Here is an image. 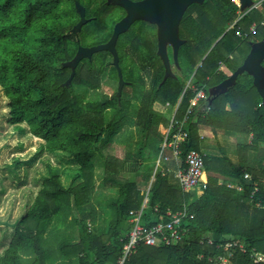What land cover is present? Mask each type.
Wrapping results in <instances>:
<instances>
[{
    "label": "trees",
    "instance_id": "16d2710c",
    "mask_svg": "<svg viewBox=\"0 0 264 264\" xmlns=\"http://www.w3.org/2000/svg\"><path fill=\"white\" fill-rule=\"evenodd\" d=\"M78 1L87 15H94L86 23H95L96 31L103 33L99 38H107L117 19L112 11L116 5ZM238 9L234 0H203L190 5L180 22L185 42L177 51L179 72L165 79L164 66L151 39L143 35L149 27L131 25L129 30L134 29L124 53L129 58V78L120 97L116 92L110 96L94 92L88 97V89L99 87L105 58L97 66L92 57L79 70L76 80L84 85L83 95L74 92L77 67L69 85H63L71 69L62 62L74 56L78 43V34L71 31L78 17L74 0H0V86L9 99L10 121L25 122L31 134L42 139L39 151L65 152L76 163L68 184L49 166L31 204L14 222L0 264H116L130 229L129 219L139 209L144 223L166 219L167 209H186L181 224L185 232L171 244L137 246L124 264H264L261 97L247 72L239 74L222 93L208 96L207 88L242 62L250 48L248 44L245 49V43L264 35L261 26L255 32L248 29L261 13L253 10L237 18ZM106 14L109 24L104 20ZM141 45L146 50H138ZM109 75L113 77L114 73L109 71ZM186 78L190 79L188 84ZM128 85L139 99L136 124L148 152L129 151L123 158L111 153L100 156L96 149L103 133L129 106L124 96ZM201 87L207 98L199 99L186 122L188 137L180 144L181 165L189 148L203 150L199 124L251 138L236 144V160L224 152L219 155L203 150L207 186L195 193L173 182L175 176L159 164L154 170L151 157L160 153L163 140L158 127L168 125L170 114L155 110L153 105L159 102L173 108L178 103L175 118H182L189 99ZM126 137L131 141V132L124 140ZM250 151L255 154L254 164L249 162ZM130 152L136 155L131 162ZM97 169L101 173L96 186ZM123 171L134 172V180L122 176ZM227 183L241 184L242 188ZM254 183L258 189L250 199ZM256 201L260 203L256 205ZM232 240L242 246L225 249V243Z\"/></svg>",
    "mask_w": 264,
    "mask_h": 264
},
{
    "label": "rangeland",
    "instance_id": "374dc122",
    "mask_svg": "<svg viewBox=\"0 0 264 264\" xmlns=\"http://www.w3.org/2000/svg\"><path fill=\"white\" fill-rule=\"evenodd\" d=\"M112 11L115 14L120 13L119 8L117 7L112 8ZM109 17L110 16H107L106 14L104 18L108 24L110 22ZM134 25L136 27V23ZM95 28L96 25L93 22L84 23L78 33L79 42L82 44H89L97 38L102 37L103 33L101 31H96ZM132 29H134V26L131 30L128 29L122 32L117 40L120 66L122 70L121 73L125 80L129 78L126 69L129 62L127 63L123 48L128 43L129 35L133 32ZM251 42L245 43L244 48L247 49L248 44L250 45ZM92 57L95 62L94 65L96 64L97 66L99 65L98 63H103L102 61L104 58L106 62L110 60V55L106 52H94ZM200 62L201 61L199 60L195 65L194 70ZM84 67L83 62L77 66V75L73 82L74 92H77L78 94H82L84 91V85L76 80L79 77V74H81L79 70ZM177 67L178 65L173 64L172 71L179 72ZM104 68V73L100 77L99 87L95 90L88 89L85 94L86 96L92 97L95 95L94 92L110 96L116 92L118 80L115 78L113 67L109 66L107 63L104 65ZM221 68H223L225 72H229L223 64L221 65ZM109 71L112 74L114 73L113 77L109 75ZM184 77H186V75H184ZM187 78L186 82L188 80ZM209 87L210 86L207 88ZM134 94L135 93L132 92L130 85L124 88V96L130 101L129 106L115 119L117 123H113V125L108 127L103 133L104 137L102 136L96 149L100 156L111 153L123 158L126 154H129V151L135 153L137 150L141 149L144 153L148 152V149L144 148L145 144H142V135L138 131L136 124V110L139 99ZM124 96H122V99H124ZM8 102L9 99L6 97L4 90L0 86V254L13 233L14 222L31 204L36 192L41 186L43 176L49 172V166L59 172L61 180L65 184L69 183L71 174L73 173L72 170L76 166V163L68 154H54L47 151H39L42 139L32 135L25 122L16 124L10 121ZM226 106L228 107V105ZM166 111L171 112L172 108L166 105ZM111 112V110H108L107 114L111 116ZM162 127L163 125H159L158 130L161 131ZM223 131L221 130L219 132L221 136L218 137V135L216 136L213 133V128L207 130V135L213 138L208 139L210 141L209 145H212L216 152L218 151V146L221 145L225 147L229 153H234L235 146L239 141H249L251 138L250 135L245 137L242 134H238L236 138L228 139L224 136L227 132L224 131V133ZM129 132L132 134L131 141H129L127 137L124 140ZM227 134H232L234 137L236 136V134L232 132ZM138 140H140V142ZM132 152H130L132 155L129 157L130 162L132 158L135 159L134 157L136 156L135 154H132ZM254 156V152L250 151L248 158L249 162L252 164L255 163ZM161 159H163V156L159 155V153L157 156L156 154H152L151 160L155 161L154 168L160 164ZM149 162L150 161H148V163ZM144 165L146 166L147 163H144ZM100 173V169H97L96 186L100 178ZM141 190L145 191L144 188H141ZM258 256L261 257L260 254H258Z\"/></svg>",
    "mask_w": 264,
    "mask_h": 264
},
{
    "label": "water",
    "instance_id": "95a60500",
    "mask_svg": "<svg viewBox=\"0 0 264 264\" xmlns=\"http://www.w3.org/2000/svg\"><path fill=\"white\" fill-rule=\"evenodd\" d=\"M159 1L165 9L162 12L159 11L157 12L158 14H155L153 12V4H157ZM106 2L109 4L122 6L126 10L125 15L114 23L112 33L107 41L91 46L79 45L74 56L71 59L62 62V66H68L71 69L70 74L63 82V85H69L72 77L74 76L76 65L81 58H89L91 54L96 51L108 50L112 55V64L117 70L118 83L116 94L119 98L122 87L126 81L124 80L121 73L118 51L115 45L119 34L126 31L129 28L130 24L136 19H146L149 21H157L161 23L158 29L157 54L159 55L164 65L163 79H165L167 76L174 75L169 62L166 44L170 43L173 46L172 59L177 65L178 46L184 41V39H181L178 36V22L181 13L184 8H186V6L190 3H202L203 0H106ZM252 2L253 0H239V8L243 10L244 8L250 6ZM74 4L79 14L78 21L72 27V31L76 33L87 19L85 17L84 6L78 0H75ZM170 7L174 8L172 15L170 14ZM263 59L264 35L260 39L251 42L250 48L244 56L242 62L228 76L208 88V96L224 92L229 86L234 84L239 74L247 72L252 77L253 85L255 86L257 92L261 97V104L264 108V65L262 64Z\"/></svg>",
    "mask_w": 264,
    "mask_h": 264
},
{
    "label": "built area",
    "instance_id": "2783aa9c",
    "mask_svg": "<svg viewBox=\"0 0 264 264\" xmlns=\"http://www.w3.org/2000/svg\"><path fill=\"white\" fill-rule=\"evenodd\" d=\"M239 8V0H234ZM264 0H253L252 4L243 10L240 8L237 10V18L247 14L252 10H258L261 13V17L258 21L253 20L249 24V32H255L258 26L264 29ZM190 79L187 81V84ZM200 98H207L204 89L199 88L195 95L189 99V104L183 113L182 118H175V112L178 107L176 103L171 112L168 125L164 126L162 129L163 140L161 144L160 154L163 155L165 148L170 150V155H164V159H173L178 161V164L174 170V176L177 183L183 190H189L191 188L198 187L201 191L207 186V176L205 173L204 156L205 152L196 148H189L186 152L184 165H181L180 158V144L188 137V131L186 128V122L188 121L189 115L197 104ZM168 104V103H166ZM200 135V139H202ZM246 179L250 178L248 173L244 174ZM254 189L249 194V198H253L254 191L258 189L256 183H254ZM229 186H233L238 190H241V184H231L227 183ZM147 197L144 198V203ZM260 202L256 201L255 204L258 205ZM166 219H159L153 221L152 223H144L141 220V209L135 211V213L130 217V229L127 233L126 240L122 244L120 254L116 260V264H124L126 259L136 250L137 246L141 244L146 245H158V244H171L172 242L178 241L185 229L181 226L182 220L187 216L186 209L171 211L166 210ZM211 241V238L208 239ZM230 246H242L235 240L227 241L224 248L227 249ZM223 261L226 257H220Z\"/></svg>",
    "mask_w": 264,
    "mask_h": 264
},
{
    "label": "flooded vegetation",
    "instance_id": "af4514ba",
    "mask_svg": "<svg viewBox=\"0 0 264 264\" xmlns=\"http://www.w3.org/2000/svg\"><path fill=\"white\" fill-rule=\"evenodd\" d=\"M75 1V0H74ZM100 2H104L105 4H109V3H107L106 2V0H99ZM132 1H140V0H132ZM157 2V1H156ZM194 3H198V2H192V3H190L189 5H187L186 6V8H184V10L182 11V13H181V16H180V19H179V22H178V36L181 38V39H184V41L182 42V43H180V45L178 46V49H179V47L185 42V38L182 36V28H181V25H180V22L182 21V19L184 18V15L187 13V11H188V8H189V6L190 5H192V4H194ZM198 4H201V3H198ZM83 5V4H82ZM115 5V4H114ZM154 6H153V12L155 13V14H158L157 12H162L165 8L161 5V2L159 1L157 4H153ZM84 6V5H83ZM116 7L117 8H119V10H120V13L119 14H117V19L113 22V25H114V23L117 21V20H119L121 17H123L124 15H125V13H126V10L122 7V6H120V5H116ZM84 9H85V6H84ZM170 9V14L172 15V13H173V7H170L169 8ZM156 10V11H155ZM76 12H77V10H76ZM77 14H78V12H77ZM85 17H86V22L89 20V19H91V18H93L94 17V15H91V14H86V9H85ZM78 19H79V14H78V17H77V20H76V22L78 21ZM75 22V23H76ZM85 22V23H86ZM136 23V26L137 27H140V26H143V28L144 27H149V31H148V33L147 34H143L145 37L146 36H148L150 39H151V42H152V45H153V47L155 48V52L157 53V49H158V29H159V27H160V24L161 23H159V22H155V21H149V20H146V19H136L135 21H133L131 24H130V26H129V28L131 27V25H133V23ZM75 23L73 24V26L75 25ZM134 23V24H135ZM72 26V27H73ZM82 26H83V24H82ZM82 26H81V28H82ZM135 26V25H134ZM72 27H71V31H72ZM81 28L75 33V32H73L74 34H78L79 33V31L81 30ZM128 28V29H129ZM112 29H113V26H112ZM127 29V30H128ZM111 33H112V31H111ZM111 33H110V35H111ZM121 34V33H120ZM119 34V35H120ZM110 35L106 38H97L95 41H93V42H91V43H89V44H82V43H80L79 42V39H77V41H78V43H77V47H76V50H77V48H78V46L79 45H82V46H91V45H94V44H99V43H103V42H105V41H107L108 40V38L110 37ZM119 37V36H118ZM117 40H118V38H117ZM116 49L118 50V46H117V41H116ZM76 50H75V52H76ZM138 50H146V47L145 46H143V45H141V46H139V48H138ZM166 50H167V54H168V57H169V62H170V65H171V67H172V65L173 64H175L174 62H173V59H172V51H173V46L170 44V43H167L166 44ZM101 51H105L107 54H109L110 55V60L108 61V62H106L105 61V63H104V65H106L107 63L109 64V66H113V64H112V55H111V53L108 51V50H101ZM125 51H128L127 50V48H126V46H124V48H123V52L125 53ZM97 52V51H96ZM92 54H94V53H92ZM92 54H91V56L88 58V57H83V58H81L79 61H78V63H77V65L79 64V63H81V62H83V66H87V64H88V62H90L91 61V59H92ZM158 55V54H157ZM158 58H159V60L161 61V63L163 64V62H162V60L160 59V57H159V55H158ZM126 59H129V58H127V56H126ZM86 60V61H85ZM139 62V61H138ZM77 65H76V67H77ZM164 66V65H163ZM76 69V68H75ZM116 72H117V70H116ZM117 80H118V77H117ZM126 82H128L127 80H125Z\"/></svg>",
    "mask_w": 264,
    "mask_h": 264
},
{
    "label": "crops",
    "instance_id": "0c3cea01",
    "mask_svg": "<svg viewBox=\"0 0 264 264\" xmlns=\"http://www.w3.org/2000/svg\"><path fill=\"white\" fill-rule=\"evenodd\" d=\"M153 108L155 109V110H157V111H160V112H165V113H167V114H170V115H168V117L170 118V116H171V113H169V112H167L166 111V106L164 105V104H161V103H159V102H155L154 103V105H153ZM160 125H162V124H160ZM164 127V126H163ZM163 127L161 128V131L160 132H162V129H163ZM210 126H208V125H203V124H199V128H198V133H199V135H202L203 137H202V141L200 142V147H201V149H203L205 152H207V153H211V154H221L222 152H224V153H226L232 160H236V158H237V155L235 154V153H233V152H231V153H229L228 151H227V149L225 148V147H223V146H221V145H219L218 146V151L216 152L215 151V148L212 146V145H209L210 144V141L208 140V139H213V138H211L210 136H208L207 135V130H210ZM222 129H220V128H216V129H213V133L217 136L218 135V137H220L221 136V134L219 133L220 131H221ZM223 131V130H222ZM224 132V131H223ZM225 133V132H224ZM210 135H212V134H210ZM224 136L226 137V138H236L237 137V135L234 137V136H232V134H227V133H225L224 134ZM223 136V137H224ZM218 140V139H217ZM248 140V139H247ZM136 141V140H135ZM246 141V140H245ZM161 146V145H160ZM161 148V147H160ZM224 149H226V150H224ZM214 151V152H213ZM57 153H62V154H64L65 152H61V151H58V152H55L54 154H57ZM66 154V153H65ZM160 154V153H159ZM164 155H170V150L168 149V148H165V150H164V152H163V155L162 156H164ZM125 157V156H124ZM157 161L159 162V160L157 159ZM178 164V161L177 160H175V159H173L172 157H170L169 159H164V157H163V159H161L160 160V164H159V166L161 167V168H163L165 171H167L168 173H170V175H172V176H174V170H175V167H176V165ZM154 170H155V168H154ZM153 170V171H154ZM205 173H206V176H207V170L205 169ZM121 175L122 176H124V177H127V178H129L130 180H134V178H135V173L134 172H131V171H123L122 173H121ZM152 177H153V174L151 175V177H150V180L149 181H151L152 180ZM175 178V177H174ZM171 179L173 182H175V183H177L176 182V180L175 179ZM219 180L221 181V176H219ZM189 191H192V192H195V193H199V192H201V190L198 188V187H195V188H191V189H189ZM143 204H144V202H143ZM142 204V205H143Z\"/></svg>",
    "mask_w": 264,
    "mask_h": 264
},
{
    "label": "bare ground",
    "instance_id": "6f19581e",
    "mask_svg": "<svg viewBox=\"0 0 264 264\" xmlns=\"http://www.w3.org/2000/svg\"><path fill=\"white\" fill-rule=\"evenodd\" d=\"M118 51V50H117Z\"/></svg>",
    "mask_w": 264,
    "mask_h": 264
}]
</instances>
